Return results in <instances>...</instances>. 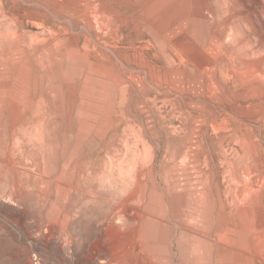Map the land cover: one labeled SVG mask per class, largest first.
Masks as SVG:
<instances>
[{"label": "rangeland", "instance_id": "rangeland-1", "mask_svg": "<svg viewBox=\"0 0 264 264\" xmlns=\"http://www.w3.org/2000/svg\"><path fill=\"white\" fill-rule=\"evenodd\" d=\"M0 57V264H264V0H0Z\"/></svg>", "mask_w": 264, "mask_h": 264}, {"label": "bare ground", "instance_id": "bare-ground-1", "mask_svg": "<svg viewBox=\"0 0 264 264\" xmlns=\"http://www.w3.org/2000/svg\"><path fill=\"white\" fill-rule=\"evenodd\" d=\"M24 44V43H23ZM22 46V45H21ZM17 47V46H16ZM14 52L15 51H13V52H11V56H16L15 54H14ZM25 52V51H24ZM2 54V53H1ZM9 56V55H8ZM9 59H10V57H8ZM0 59H1V57H0ZM5 59V58H4ZM7 59V58H6ZM22 64V63H21ZM28 64V63H27ZM26 64V65H27ZM10 65V64H9ZM12 65V64H11ZM25 66V65H24ZM27 67V66H26ZM25 70V69H24ZM23 70V71H24ZM77 70H78V72H81L82 71V69L80 68V67H77ZM20 72V71H19ZM13 76V75H12ZM15 76H17L16 74H15ZM25 77V76H24ZM32 77V76H31ZM21 78V77H20ZM87 78V77H86ZM85 78V79H86ZM11 79H13V78H11ZM24 79V78H23ZM87 84V83H86ZM94 85V84H93ZM86 86V85H85ZM87 87V86H86ZM90 88V87H89ZM86 89V88H85ZM96 90V88H93V87H91L90 89H88V91L89 92H93V91H95ZM42 92V91H41ZM81 92V91H80ZM44 93V92H43ZM76 93V92H75ZM77 93H79V90L77 91ZM35 96V95H34ZM81 97V96H80ZM67 195V194H66ZM62 207H63V210H62V215H66V216H68L69 214H70V212L72 211H70V209H71V207H64L63 205H62ZM70 217V216H69ZM98 258H100V260H104V259H106V255H102V256H98ZM108 259V258H107ZM135 262L134 261H131L130 262V264H134Z\"/></svg>", "mask_w": 264, "mask_h": 264}]
</instances>
